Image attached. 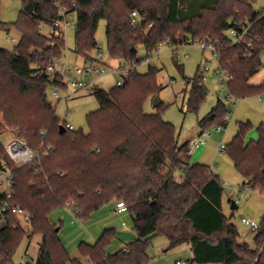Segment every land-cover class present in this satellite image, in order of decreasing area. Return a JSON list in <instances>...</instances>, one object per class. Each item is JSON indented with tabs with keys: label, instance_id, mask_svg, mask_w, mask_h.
Masks as SVG:
<instances>
[{
	"label": "trees",
	"instance_id": "trees-1",
	"mask_svg": "<svg viewBox=\"0 0 264 264\" xmlns=\"http://www.w3.org/2000/svg\"><path fill=\"white\" fill-rule=\"evenodd\" d=\"M193 1L198 5L185 9V0H61L75 13V52L86 61L98 48L96 33L106 20L110 59L141 64L159 45L177 41L179 34V45L189 39L218 42L219 65L232 76L230 95L241 100L264 94V84H249L263 66L264 10L255 12L257 0ZM1 7L2 0L0 29H17L22 38L12 52L0 48V162L13 168L11 200L25 211L32 232L18 218L0 225V264H12L23 240L35 235L43 240L36 264H150L148 249L157 237L166 238L169 249L189 244L196 264H264V217L256 230L257 248L239 243V230L223 210L222 181L209 166L182 160L176 128L162 117L163 102L156 113L145 111L147 101L161 91L159 70L152 63L148 73L135 72L122 86L96 90L100 108L86 117L89 131L70 129L60 122L48 96L50 87L65 91L69 86L42 69L66 48L61 39L41 31L55 23L57 9L49 0H23L20 18L5 23ZM245 24L250 28L237 42L229 32H241ZM139 45L146 48V58L139 57ZM187 81L188 109L197 112L208 96L200 67ZM229 114L228 106L219 102L202 129L227 127ZM20 117L42 119L27 139L33 151L49 150L26 166L9 160L2 139L7 130L25 135ZM250 129V123H239L224 150L249 189L264 191V131L259 130L261 140L247 142ZM113 201L127 205L137 239L110 254L117 232L108 229L95 243L80 244L82 260H70L51 214L71 203L88 220Z\"/></svg>",
	"mask_w": 264,
	"mask_h": 264
},
{
	"label": "rangeland",
	"instance_id": "rangeland-1",
	"mask_svg": "<svg viewBox=\"0 0 264 264\" xmlns=\"http://www.w3.org/2000/svg\"><path fill=\"white\" fill-rule=\"evenodd\" d=\"M197 6L198 3L193 0H185V9L190 4ZM1 18L6 23H13L20 18L23 0H2ZM193 6V7H194ZM256 11L264 10V0H257L253 4ZM190 11V10H189ZM76 17L75 14L66 28L65 46L69 55L70 66L84 64L82 57H76ZM107 21L101 20L96 33L98 48L92 51L91 55L96 56L99 50L107 56ZM46 33L45 28L42 29ZM21 33L17 29L5 31L0 29V48L8 51H14L16 45L21 39ZM181 34L177 41L173 42L179 45ZM176 46L174 51L170 48L168 42L159 45L151 54L150 61L159 71L157 82L161 86L158 98L164 104L162 117L164 120L172 123L177 132L178 147L182 148L181 158L186 163L206 164L212 167L214 174L219 177L224 186V213L235 224L239 230V243L247 244L251 249H256L255 242L256 230L250 225L245 224L243 218H251L260 224L264 217V196L259 192L248 193L246 189H241L244 179L237 172L234 163L229 158L227 152L220 151V147L226 146L233 139L238 125L250 123L251 129L247 134V142H256L261 140L260 129L264 131V94L252 96L246 99L237 100L230 95L227 84H222L220 75H217L219 60L208 52H203L196 44ZM139 57L146 58L147 51L143 45L137 47ZM65 54V51H64ZM110 67H116L118 61L106 57ZM263 66L260 71L250 79V84L259 86L264 84V53L261 56ZM200 66V74L205 75L203 84L208 89V96L200 109L195 112L188 109V99L191 91V85L187 79H193ZM208 66L209 71L205 72L204 67ZM149 71V65H142L138 73L146 74ZM118 76L107 69V73L96 80V86L75 90L69 87L67 90L60 91L62 100L53 98L54 88L48 90L49 101L56 110V115L60 122L72 126L75 130L89 131L87 124V115L97 111L100 108L99 102L94 96L96 90L108 91L116 86ZM155 98L149 99L145 104V111L150 114L157 112L154 106ZM219 102H223L229 108L228 126L223 127L222 131H217V125L210 127L211 138L207 145L188 152L189 143L202 132V122L210 115L212 110L217 107ZM42 119L40 117H20L18 123L25 134L7 130L3 133V146L9 136L21 137L27 140V136L32 134L39 126ZM29 144V142H28ZM43 149L44 143L41 145ZM46 148L42 152L46 155ZM45 151V152H44ZM48 152V151H47ZM184 172H179L183 175ZM260 191V190H259ZM264 193V191H260ZM235 201L238 209H231V203ZM117 202L113 201L96 211L90 219L80 218L75 207L66 206L63 210L54 211L51 216V222L59 228V235L65 246L70 260L81 259L79 246L82 242L89 244L95 243L108 229H115L116 238L108 248V253L114 254L126 247L129 243L137 239V233L134 230V221L129 212L122 215L115 212ZM77 211V212H76ZM29 235L32 229L30 221H23ZM42 236L35 235L31 239L26 237L20 244L12 264H36ZM29 252V256L26 252ZM151 257L150 264H176L178 261L186 264H196L193 259L192 250L189 244H183L173 249H169L168 240L163 237H157L148 249ZM68 264H70L68 262ZM85 264H93L87 261Z\"/></svg>",
	"mask_w": 264,
	"mask_h": 264
},
{
	"label": "built area",
	"instance_id": "built-area-1",
	"mask_svg": "<svg viewBox=\"0 0 264 264\" xmlns=\"http://www.w3.org/2000/svg\"><path fill=\"white\" fill-rule=\"evenodd\" d=\"M51 1L55 8L57 9V20L53 25H43V28L47 30L46 33H42L49 36L61 39L64 43L66 39V28L68 24L70 25V20L73 18L74 12H71L66 8L61 0H49ZM77 4L74 3V6ZM149 25L148 28H150ZM250 25L245 24L241 26V32L237 29L233 28L230 30L229 35L235 39L237 42H241L244 40ZM200 47L203 52H208L213 56L218 57V42H208V41H200V40H192L189 39L185 45H193L196 44ZM171 49L174 51L177 45L173 42H168ZM81 57V56H80ZM107 56H105L104 52L99 50L96 56H92L88 61L84 57V64L78 65L75 62L73 67L70 66L69 55L67 54V50L65 48V54L62 57L54 56L50 63L46 66L42 67L45 73L51 79H59L62 83L67 84V86L75 89L82 90L85 88H90L96 86V80L105 75L107 73V69H111L112 73L118 76L116 85L122 86L125 81L135 72H138V69L142 65H150V59L143 61L141 64L130 63L124 59H118V65L116 67H110L107 61ZM43 58V56H42ZM219 60V59H218ZM220 61V60H219ZM210 69L208 66L204 67V71L208 72ZM217 75H220V80L222 84H228V82L232 79V76L229 72L225 71L220 65L217 70ZM205 75L201 74L202 80H205ZM68 87V88H69ZM53 98L57 100H62L60 90L54 89L52 92ZM68 127L70 129H74L72 126ZM217 131H222L221 125L217 127ZM43 136H45L43 134ZM211 138L210 130H202V132L196 136L190 143V149L188 152H191L194 149H198L202 146H205L209 139ZM224 146L221 147V150H224ZM4 149L6 155L9 160L14 163L16 166H26L32 163L35 159H39L41 155H44L42 151L35 152L32 150L27 140L21 137H13L9 136L4 143ZM49 150H46V155ZM45 152V151H44ZM13 168L10 167L5 161L0 162V225L7 226L13 218L20 219V223L22 224L25 216V211L19 205H15L12 202V187H13ZM67 206L73 207L71 203H68ZM117 212L125 213L128 212V207L124 202L117 203ZM79 214V213H78ZM242 221L250 225L253 230H257L259 228V224L255 222L251 218H243ZM29 252H26L28 255ZM29 256V255H28ZM176 264H186L184 262L178 261Z\"/></svg>",
	"mask_w": 264,
	"mask_h": 264
},
{
	"label": "crops",
	"instance_id": "crops-1",
	"mask_svg": "<svg viewBox=\"0 0 264 264\" xmlns=\"http://www.w3.org/2000/svg\"><path fill=\"white\" fill-rule=\"evenodd\" d=\"M76 57H80V56H76ZM77 60H75V62H76ZM152 63V62H151ZM200 67V66H199ZM249 84H250V80H249ZM251 85V84H250ZM257 86V85H256ZM156 108H157V106H159V105H157V104H155L154 105ZM240 123H242V122H240ZM237 131H238V128H237V130H236V133H237ZM236 133L232 136L233 137V139H234V136L236 135ZM198 136V135H197ZM195 138V137H194ZM210 140V139H209ZM207 145V144H206ZM220 151H222L221 150V147H220V149H219ZM224 151V150H223ZM183 160V159H182ZM185 162V161H184ZM186 163V162H185ZM187 164H189V165H192L191 163H187ZM197 164V163H196ZM203 165H206V164H203ZM207 166H209V165H207ZM210 167V166H209ZM210 170L214 173V170H216V168L215 169H213L212 167H210ZM216 174V173H215ZM243 178V177H242ZM243 186H241V189H246L247 190V194L248 193H255V192H259L260 193V195L261 196H264V193H262V192H260L259 190H251V189H249V187H248V185H246V182H245V180L243 181V184H242ZM222 202H223V207H224V199L222 198ZM231 205H232V203H231ZM238 209V208H237ZM115 212L117 213V214H120V215H122V214H124V213H118L117 212V205H116V208H115ZM126 213V212H125ZM168 244H169V241H168ZM170 245V244H169ZM191 247V246H190ZM192 250V249H191ZM192 254H193V252H192Z\"/></svg>",
	"mask_w": 264,
	"mask_h": 264
},
{
	"label": "water",
	"instance_id": "water-1",
	"mask_svg": "<svg viewBox=\"0 0 264 264\" xmlns=\"http://www.w3.org/2000/svg\"><path fill=\"white\" fill-rule=\"evenodd\" d=\"M154 104H157V105H160V104H161V101H160V99L158 98V96L155 97V102H154ZM60 131H61L62 133H65L66 128H65L64 126L61 125V126H60ZM237 208H238L237 203H236L235 201H233V202H232V205H231V209L235 210V209H237Z\"/></svg>",
	"mask_w": 264,
	"mask_h": 264
}]
</instances>
